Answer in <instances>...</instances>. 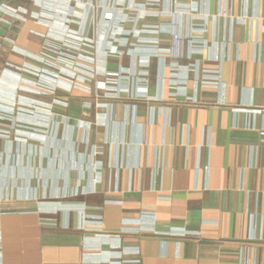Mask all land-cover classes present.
Wrapping results in <instances>:
<instances>
[{
	"label": "crops",
	"instance_id": "1",
	"mask_svg": "<svg viewBox=\"0 0 264 264\" xmlns=\"http://www.w3.org/2000/svg\"><path fill=\"white\" fill-rule=\"evenodd\" d=\"M1 4L0 264H264V0Z\"/></svg>",
	"mask_w": 264,
	"mask_h": 264
},
{
	"label": "rangeland",
	"instance_id": "2",
	"mask_svg": "<svg viewBox=\"0 0 264 264\" xmlns=\"http://www.w3.org/2000/svg\"><path fill=\"white\" fill-rule=\"evenodd\" d=\"M43 50H44L47 54H51L52 52H56V51H57V50L54 49L51 45H48V44H46V45L43 46ZM42 58H44V60L41 61V67H43V69L46 68V70H47V68H51V64H52L51 56L48 55V56H45V57H42ZM40 69H41V68H40ZM24 70H25L26 72H28L29 74L36 75V74H35L36 71H35L34 69H32L30 66H28V67H24ZM29 83H30V81H29ZM33 89H35V88L33 87ZM33 91H35V90H33ZM35 92H36V91H35ZM33 94H34V93H33Z\"/></svg>",
	"mask_w": 264,
	"mask_h": 264
},
{
	"label": "water",
	"instance_id": "3",
	"mask_svg": "<svg viewBox=\"0 0 264 264\" xmlns=\"http://www.w3.org/2000/svg\"><path fill=\"white\" fill-rule=\"evenodd\" d=\"M1 1V0H0ZM3 12L0 10V34L4 35L5 30L9 27L8 23L2 19Z\"/></svg>",
	"mask_w": 264,
	"mask_h": 264
},
{
	"label": "built area",
	"instance_id": "4",
	"mask_svg": "<svg viewBox=\"0 0 264 264\" xmlns=\"http://www.w3.org/2000/svg\"><path fill=\"white\" fill-rule=\"evenodd\" d=\"M0 10H4L5 11L6 10V6L4 4H1L0 5ZM172 39L174 40V42H177V43L182 42V37L178 36L177 34H174L172 36ZM35 74H38L37 71H36Z\"/></svg>",
	"mask_w": 264,
	"mask_h": 264
}]
</instances>
